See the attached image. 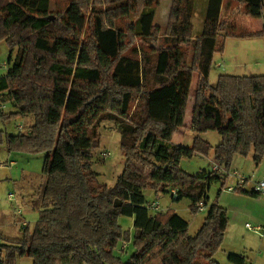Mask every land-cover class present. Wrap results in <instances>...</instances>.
I'll return each mask as SVG.
<instances>
[{"label":"trees","instance_id":"obj_1","mask_svg":"<svg viewBox=\"0 0 264 264\" xmlns=\"http://www.w3.org/2000/svg\"><path fill=\"white\" fill-rule=\"evenodd\" d=\"M234 1L244 15L263 17L264 0ZM67 2L62 14L52 15L50 0H0V41L8 45L10 64L0 76V94L11 107L8 114L1 109L0 118H33L28 133L0 130V146L45 154L44 180L33 203L37 220L32 230L25 226L19 238L3 245L0 264L25 256L32 264H144L156 247L162 264H198L200 259L218 264L213 255L227 215L216 200L208 203L207 193L226 177L189 174L179 161L208 155L212 146L199 136L207 131L220 136L213 160L226 171L236 155L252 154L256 165L262 161L264 74H220L211 83L209 73L226 37L264 39V23L260 31L236 34L237 26L220 19L222 0H208L203 31L193 36V0H172L164 29L153 23L159 0ZM125 8L136 17L127 31L115 22ZM194 74L190 125L197 135L191 146L177 145L171 139L184 124ZM105 120L116 122L126 158L152 161L148 176L127 163L113 185L98 182L92 157L100 144L97 128ZM148 189L188 198L191 213L201 202L207 210L198 231L190 234L188 222L173 210L151 213ZM120 216L133 219L132 236L122 230ZM122 240L132 247L126 260L115 254ZM227 259L245 264L242 255L229 253Z\"/></svg>","mask_w":264,"mask_h":264},{"label":"rangeland","instance_id":"obj_2","mask_svg":"<svg viewBox=\"0 0 264 264\" xmlns=\"http://www.w3.org/2000/svg\"><path fill=\"white\" fill-rule=\"evenodd\" d=\"M67 3V0H50L51 14H62ZM112 5L113 7L115 6V4ZM158 5L159 2L153 8L154 13H156ZM235 11L236 13L229 14V11L224 10L221 21L225 22L224 25H228L229 27L233 25L237 26L234 31L236 34H245L249 32V28L236 24V16L238 14L244 15L243 8L237 6ZM166 16V13H160L158 16H154L153 23L156 22V20L163 21ZM135 21L136 17L133 12L125 8L116 17L115 22L117 28L127 31L129 26L131 24L133 25ZM87 34L88 28L85 26L82 36L86 37ZM218 41H221L220 37ZM136 45L140 47L141 43L137 40ZM16 51L17 48H14L13 52L10 54L11 59H14ZM220 54H215V64L217 60L221 61L222 59L224 65L221 70H218L216 65L213 64L211 74L214 73V71L215 73H235L238 75L264 74V40L262 37H226L223 50ZM8 56L9 48L7 43L5 41H0V76L4 75L6 70L10 67V64L7 62ZM192 103L193 98L190 99L189 105H192ZM0 105H3L1 109L4 114L10 113L11 107L7 101L0 100ZM24 117L25 118L22 119V117L17 116L8 120L0 118V130L9 134H16L19 132L28 133L33 123V118L32 116ZM18 126H22V130H20ZM97 130L100 144L98 149L93 152L92 168L97 173L98 182L105 183L109 186L113 185L124 165L127 163L133 164L144 175L148 176L152 161L140 155H131L126 158L121 153L119 145L120 134L116 129V122L114 120L102 121ZM206 138L210 143L215 144L218 142L220 136L215 131H207ZM214 147L215 146H212L208 155L194 154L190 158H181L179 167L189 174L202 170V168L206 166L208 158L211 157L214 159ZM105 151H109V155L103 156L102 153ZM44 157V153L30 154L17 151L8 152L4 144L0 146V260L5 258V249L3 245L10 240L19 238L25 226L28 227L29 230H32L37 220L38 210L32 208L30 205L33 201L25 199L28 201L25 203L23 201V196L37 199V192L44 180V175L42 174ZM235 157H237V155L232 159L230 170L228 171L229 173L232 172L233 168H237V170L241 171L240 167L237 165V158ZM240 157L245 158L247 156ZM10 160H13L14 165H9ZM243 170L244 171L241 172L250 178L248 182L253 187L256 181L264 178V156L259 165L256 166L254 161L251 160V164L244 166ZM235 183L236 179L232 175H228L225 182L223 181L226 187L234 185ZM223 184L220 182L211 184L208 190V203L216 200L222 207L223 205L225 207L232 206L231 204L234 203L236 204V208L242 209L244 212L241 222L230 220L221 245L213 255L214 260L217 261L218 264H234L227 259V253H233L242 255L245 259V264H264V224L260 223V220H264V195L255 196V198H260V202L255 201L254 204L252 202L249 204H238L235 198L231 197V194L226 195L228 198L222 197L224 193L221 192ZM10 192L13 194L12 199L8 198ZM239 193L243 195V193ZM145 195L148 201L157 198L160 212L165 213L168 210H173L183 219L189 221V233L194 232L203 222L205 213H191L189 209L190 201L186 197L180 199L172 198L167 192H158L155 194L149 189L145 192ZM224 199H229L231 203L225 205L227 201ZM22 201L25 204L22 205ZM18 210H20L19 213L17 212ZM150 212L154 214L156 211L150 209ZM8 221H11L10 225L4 224V222ZM23 221L26 222L25 226L22 225ZM245 222H248L252 227H256L257 225L262 226V228L259 229L262 236L257 232L247 229L245 227ZM118 223L123 231L129 233L130 236L133 235V219L131 217L120 216L118 218ZM131 251V246L126 250H121L120 242L115 248V254L120 255L123 260H126ZM162 257L163 254L160 252V248L156 247L148 252L144 264H162ZM197 263L207 264L202 259L198 260ZM14 264H32V260L26 256L18 257L14 260Z\"/></svg>","mask_w":264,"mask_h":264},{"label":"crops","instance_id":"obj_3","mask_svg":"<svg viewBox=\"0 0 264 264\" xmlns=\"http://www.w3.org/2000/svg\"><path fill=\"white\" fill-rule=\"evenodd\" d=\"M207 4H208V0H194L193 1V16L191 18L193 36H199L202 33V31H203L204 18H205V14H206V10H207ZM171 6H172V0H160L159 1V5L157 6L156 13H155L154 16L156 17L160 13H166L167 16L165 17V19L163 21H157L155 19L156 20V22H154L155 25L159 26L160 28H164V26L167 25L168 20H169V14H170ZM237 6L241 7V5L239 3H237L236 1H234V0H222L221 7H220V19H222V15H223V11L224 10L225 11H229V14L236 13L235 10L237 9ZM231 8H233V9H231ZM236 18H237V20H236V24L237 25H240V26H243V27H247L252 32L260 31L262 29V26H263V23H264V15L261 18H252V17H249L247 15L238 14L236 16ZM215 54L213 55V63H212V65L213 64L216 65L217 69L221 70L223 65H224V62L221 59V61L217 60V62L215 64V57H214ZM220 74L238 75V74H235V73H215V71H214V73L211 74V71H210V73H209V81L211 83H214L216 81L218 75H220ZM197 82H198V76H197V74H194L191 77V82H190V87H189V95H188L186 108H185L184 124H183L182 127L178 128L176 130V132L173 134V137L171 139V142L174 143V144L183 145V146H190L193 143V139L197 135V133L192 129V127L190 125V122H191V119H192V112H193V109H194V106H195V100H196ZM1 95L2 94H0V100H1ZM191 98H193V103H192V105H189ZM23 118H25V117L23 116L22 119ZM199 136L204 141L208 142L211 146H216L220 142V138H219L218 142H216L215 144L210 143V141L206 138V132L205 133H200ZM235 158H237L236 159L237 160V165L240 167L241 171H244L243 167L246 166V165L248 166V165L251 164L252 154L247 155V157H245V158L244 157H240V156L237 155V157H235ZM240 164H241V166H240ZM9 165L10 166L14 165L13 160L9 161ZM217 165L218 164L215 163V161L210 157V158L207 159L206 166L204 168H202V170H199L198 172L197 171L193 172L192 174L193 175H198V174H200V173H202L204 171L205 172H213V173H215L214 167L217 166ZM233 171L237 172L239 175L247 177L246 174H243V172H241L240 170H237V168L236 169L233 168L232 172ZM235 179H236V177H235ZM225 180L226 179H224V182H225ZM220 183L222 184L223 181H221ZM236 184H237V179H236V183L234 185H230V186H236ZM225 187H226V185L223 184L222 190H221V192H224L223 196H222L223 198H228L226 195L231 194V197L235 198V200L238 202V204H249L250 202H252L254 204L255 201H259L260 202V198H255V196H252L251 194H247V193L243 192V191H246V192H252L253 191V187L249 184V182H246L243 185L242 188H238V189L242 190V192L237 190V189L235 191H228V190L225 189ZM239 192L243 193V195L240 194ZM207 195H208V193H207ZM258 195H261V194L258 193ZM173 198H176V197H173ZM25 199L33 201V203H34V200H35V198H29L28 196H23V201L25 203L28 202ZM224 200L227 201L225 205L231 203V201L229 199H224ZM23 201H22V205L25 204V203H23ZM154 201H156L158 203L157 198H154L153 200H150V201L147 202V206L149 207V210L152 209L153 211H159L160 210L159 203H158V209L150 207V204L152 202H154ZM33 203H31L30 205L32 206V208L37 209V208H35ZM231 205L232 206H227V207H225L223 205V207H225V209H226L227 226H228L230 220L241 222V220L243 219L242 218V214H243L244 211L242 209L236 208V204H234V203L231 204ZM206 210L207 209L205 207V209H203L202 211H198V212L205 213V215H206ZM230 216H231V219H230ZM260 221H261L260 223L264 224V220H260ZM10 222L11 221L4 222V224H6V225L9 224L10 225L11 224ZM187 222H188V228H189V221H187ZM246 223H248V222H245V224ZM200 226L194 232H192L190 234H195L198 231V229L200 228ZM227 226H226V228H227ZM256 227H259L260 229L262 228V226H259V225H257ZM225 231H226V229H225ZM258 233H259L260 236H262V233L260 231ZM224 234H225V232H224ZM228 254L229 253H227V256H228Z\"/></svg>","mask_w":264,"mask_h":264},{"label":"built area","instance_id":"obj_4","mask_svg":"<svg viewBox=\"0 0 264 264\" xmlns=\"http://www.w3.org/2000/svg\"><path fill=\"white\" fill-rule=\"evenodd\" d=\"M0 108H3V105H0ZM18 128L20 130H22V126H18ZM103 156H107L109 155V151H105L102 153ZM214 171L218 174V175H221L223 177H227L228 175H232L234 177H236L237 179V184L236 186H227L225 189L228 190V191H235L236 189L238 188H242L243 185L249 181L250 178L248 177H244L242 175H239L237 172L233 171L231 173H229L228 171H226L223 167H221L220 165H217L214 167ZM253 191L259 193V194H264V179H260L258 181H256V183L254 184L253 186ZM174 192V190H173ZM8 198L9 199H12L13 198V194L10 192L8 194ZM150 207H153V208H156L158 209V203L156 201L152 202L150 204ZM203 209H205V206L200 202L198 204V211H202ZM18 213L20 212V210L17 211ZM22 225L25 226L26 225V222L23 221L22 222ZM245 227L249 230H252L254 232H259V227H252L251 225H249L248 223L245 224ZM121 250H126L128 248V245H129V241H125V240H122L121 242Z\"/></svg>","mask_w":264,"mask_h":264},{"label":"water","instance_id":"obj_5","mask_svg":"<svg viewBox=\"0 0 264 264\" xmlns=\"http://www.w3.org/2000/svg\"><path fill=\"white\" fill-rule=\"evenodd\" d=\"M176 197V196H175Z\"/></svg>","mask_w":264,"mask_h":264}]
</instances>
